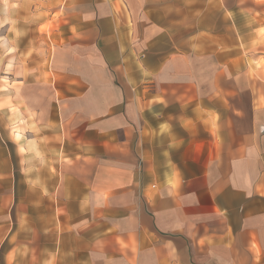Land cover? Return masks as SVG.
I'll use <instances>...</instances> for the list:
<instances>
[{"label": "crops", "instance_id": "obj_1", "mask_svg": "<svg viewBox=\"0 0 264 264\" xmlns=\"http://www.w3.org/2000/svg\"><path fill=\"white\" fill-rule=\"evenodd\" d=\"M0 264H264V0H0Z\"/></svg>", "mask_w": 264, "mask_h": 264}, {"label": "rangeland", "instance_id": "obj_2", "mask_svg": "<svg viewBox=\"0 0 264 264\" xmlns=\"http://www.w3.org/2000/svg\"><path fill=\"white\" fill-rule=\"evenodd\" d=\"M4 54L6 56V58H8V63L10 64L16 57V52L15 50H12V49H8V50H4ZM24 51H27V50H24ZM42 50H35V52L38 54V52H41ZM22 54V53H21ZM23 56V54H22ZM8 67H10L9 65H7Z\"/></svg>", "mask_w": 264, "mask_h": 264}]
</instances>
